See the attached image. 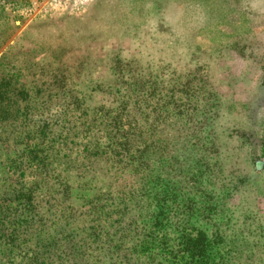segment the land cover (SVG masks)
<instances>
[{"label": "rangeland", "instance_id": "374dc122", "mask_svg": "<svg viewBox=\"0 0 264 264\" xmlns=\"http://www.w3.org/2000/svg\"><path fill=\"white\" fill-rule=\"evenodd\" d=\"M10 72L31 95L39 89L47 95L57 85L89 115L113 113L122 94L111 91L122 81L141 75L156 85L144 96L135 92L129 104L138 129L132 159L146 153V172L131 173L128 161L113 165L103 156L91 175L72 174L65 205L68 213L79 210L75 225L88 230L75 242H88L93 232L101 238L98 255L111 252L102 244L107 232H96L99 227L80 215L94 188L107 203L116 199L128 207L125 218L138 222L120 242L128 247L142 239L141 222L155 211L161 190L152 179L160 174L179 178L177 194H169L179 207L187 198L197 206L206 201L208 214L191 223L214 239V251L222 241L223 251L238 258L228 264H264V0H0V79ZM21 109L43 111L40 102ZM102 121L97 134L78 140L81 146L103 142ZM87 124L68 125L84 136ZM20 134L19 125L0 128V162ZM49 187L40 194L46 200L55 191ZM53 203L43 216L48 235L61 226ZM108 224L117 240L123 226ZM21 239L26 245L25 235Z\"/></svg>", "mask_w": 264, "mask_h": 264}, {"label": "trees", "instance_id": "16d2710c", "mask_svg": "<svg viewBox=\"0 0 264 264\" xmlns=\"http://www.w3.org/2000/svg\"><path fill=\"white\" fill-rule=\"evenodd\" d=\"M138 77L122 81L116 89L112 86V94H122L112 114L92 115L78 111L76 97L71 96L66 101L68 95L60 93L57 85H54L56 90L47 95L44 92L41 94L40 89L36 95H31L29 91H23V87L15 85L19 83L20 75L10 72L8 77L0 79V128L12 123L19 125L21 131L20 137L13 139V149L0 162V183L3 184L0 188L5 187L0 196V264H228L238 261V258L228 256L230 252L223 251L222 241L217 243L218 249L214 251V239L191 223L196 215L207 213L206 201L197 206L192 203L194 200L187 198L186 203L179 207L174 196L169 195L177 194L179 178L165 179L160 174L152 179L156 182L155 187L160 185L161 190H157L153 198L156 201L155 211L141 222L142 239L128 247L120 242L127 234L126 229L137 228L138 222L132 217L125 218L128 207H121L116 199L107 203L108 198H102L99 188H94L91 189L95 190L93 196L80 208V215L82 220H89L99 227L96 232H107L102 244L106 242L111 252L98 255L101 238L93 232H90L88 242H75V237L88 230L86 226L75 225L79 210H75V214L72 211L68 213L69 206L65 205L72 196L74 185L70 179L74 172L91 175L98 169L103 156H107L108 162L113 165L128 161V165L132 166L129 168L131 173L133 170L146 172V153L141 152V158L132 159L138 152L133 144L138 129L132 121L129 104L136 93L144 96L152 87L156 90V85H149L141 75ZM53 82L55 84L56 81ZM34 102H40L42 112L31 113L21 109L22 105L27 108ZM81 119L88 123L84 127L87 130L84 136L83 131H74L76 125H68L73 122L78 124ZM100 119L104 121L98 130H103L100 136L103 142L93 140L81 146L79 139L87 138V134H97V120ZM150 139L146 140L147 143L154 145L155 142ZM61 155H64L63 159ZM50 185L55 186V191L46 200L40 194L45 190L48 192ZM52 203L62 213L59 218L61 226L48 235L43 216L51 211ZM45 208L46 211H43ZM31 215L33 217L29 218ZM21 216L23 219H20ZM20 221H24L26 226L19 225ZM108 223L112 225L110 227L123 226L117 240L109 237V231L105 230ZM30 234L33 238H28ZM23 235L27 238L26 245L21 239ZM251 262L254 259L248 264Z\"/></svg>", "mask_w": 264, "mask_h": 264}, {"label": "built area", "instance_id": "2783aa9c", "mask_svg": "<svg viewBox=\"0 0 264 264\" xmlns=\"http://www.w3.org/2000/svg\"><path fill=\"white\" fill-rule=\"evenodd\" d=\"M80 1H87V0H80Z\"/></svg>", "mask_w": 264, "mask_h": 264}]
</instances>
